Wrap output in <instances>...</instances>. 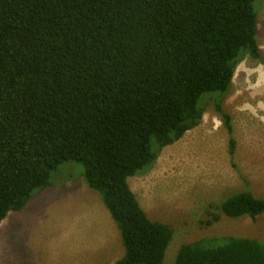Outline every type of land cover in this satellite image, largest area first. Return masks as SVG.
Returning <instances> with one entry per match:
<instances>
[{
	"label": "trees",
	"instance_id": "trees-1",
	"mask_svg": "<svg viewBox=\"0 0 264 264\" xmlns=\"http://www.w3.org/2000/svg\"><path fill=\"white\" fill-rule=\"evenodd\" d=\"M254 1L0 0V221L79 162L119 231L113 264H164L172 230L127 178L198 125L201 96L224 97L245 54L260 57ZM220 210L254 219L264 198L246 189ZM173 264H264V240L201 238Z\"/></svg>",
	"mask_w": 264,
	"mask_h": 264
},
{
	"label": "rangeland",
	"instance_id": "rangeland-1",
	"mask_svg": "<svg viewBox=\"0 0 264 264\" xmlns=\"http://www.w3.org/2000/svg\"><path fill=\"white\" fill-rule=\"evenodd\" d=\"M254 5L260 57L245 54L224 97L201 96L198 125L127 178L148 217L172 230L164 264L174 263L181 244L201 238L264 240V213L253 219L220 210L224 199L246 189L264 198V0ZM216 102L229 115L230 131ZM123 253L117 226L100 195L86 185L79 162L59 164L48 186L0 221V264H113Z\"/></svg>",
	"mask_w": 264,
	"mask_h": 264
},
{
	"label": "crops",
	"instance_id": "crops-1",
	"mask_svg": "<svg viewBox=\"0 0 264 264\" xmlns=\"http://www.w3.org/2000/svg\"><path fill=\"white\" fill-rule=\"evenodd\" d=\"M257 95V94H256Z\"/></svg>",
	"mask_w": 264,
	"mask_h": 264
}]
</instances>
